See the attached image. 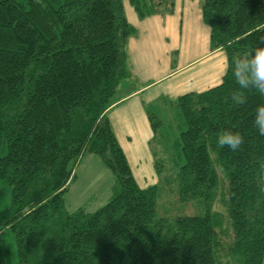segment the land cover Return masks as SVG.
Returning a JSON list of instances; mask_svg holds the SVG:
<instances>
[{
    "label": "trees",
    "instance_id": "obj_1",
    "mask_svg": "<svg viewBox=\"0 0 264 264\" xmlns=\"http://www.w3.org/2000/svg\"><path fill=\"white\" fill-rule=\"evenodd\" d=\"M131 2L145 15L174 0ZM202 14L227 71L179 95L174 167L156 159L159 182L141 186L107 113L133 74L136 26L124 0H0V175L11 190L0 230L14 232L18 264H264V136L253 122L264 100L248 90L247 103L235 104L229 67L264 37V0H203ZM223 130L240 132L243 145L218 148ZM88 152L114 171L113 192L95 210H72L64 193ZM175 183L196 212L158 213L161 188L174 192Z\"/></svg>",
    "mask_w": 264,
    "mask_h": 264
},
{
    "label": "rangeland",
    "instance_id": "obj_2",
    "mask_svg": "<svg viewBox=\"0 0 264 264\" xmlns=\"http://www.w3.org/2000/svg\"><path fill=\"white\" fill-rule=\"evenodd\" d=\"M202 3L203 0H174L172 11H170L171 9L169 10L171 4L167 3L163 10H168V12L154 14L156 15L154 16V19H158L161 21L168 18H173L174 20H176L175 38L172 39L171 37V40H169L168 36L166 39L162 40L165 43L176 41L177 44L175 48L169 50V65L171 68H177L182 63H184V61H187L191 57L196 56L197 54L202 52L205 47L206 49L212 47L211 29L209 24L203 19ZM161 7L163 6L161 5ZM124 8L129 21L136 26V31L129 36L127 41V49L129 54L131 55L134 42L136 43V41H138L137 39L142 37L146 32H149L150 35L157 36V32L153 30V27L161 26L162 22L153 25V18L151 13L141 15L136 9L135 5L131 2V0H124ZM222 52L225 53L228 68L227 51L224 49L222 50ZM212 58L213 56H207L205 59H203L202 62H198L186 69H182V71H179L175 76L165 78V80H159L160 82L157 81L158 83L153 85L151 88H148L146 91L140 92L136 98H131L116 108L117 111L121 112L126 111L127 109L128 111L132 110L136 113L144 112L145 118L148 121L147 124L138 122L140 123V125H133L137 131V136L134 138L135 142L133 145V154L137 153L142 146L141 141L143 140L144 135L141 134V128L145 127L146 125L149 130L151 127V130L154 132V134H156L157 132V138L154 141L155 146L151 143V147L154 149L156 147L157 153H159L157 157L159 165L166 164L165 168L168 166L171 167V165L172 167H174V159L178 152L176 138L179 136L180 131L182 130V125L179 124L180 111L177 103V97L168 96L165 99V97L162 95L163 97L161 96V98H159L161 95L160 92H163L162 90H164L162 89V87H164L163 85L167 83L172 85L180 77L187 76L189 79H194V81H197V76L199 75L201 77V75L204 73V69L202 68V66ZM129 66L131 68L130 61ZM227 68L225 72L227 71ZM222 80L223 77H221L219 81H216L215 84ZM200 81H202V83L204 84H198V86L197 84H195V82H189L185 84H187V88H195L196 90H204L209 86H212L210 85L211 83H205L203 82V80ZM141 83V81H137V85ZM132 86L133 83H131L129 79L122 80L114 97L117 98L121 96ZM155 92H158V94L160 95L157 94L156 97H154L153 95ZM139 103H142L143 108L137 110V106L139 105ZM151 114L154 115L155 121H158L156 124V129L152 124ZM145 132H148L146 127ZM121 139L122 142H129L128 139L124 140L123 135L121 136ZM126 147L131 156V163L133 161H137L138 159H134L132 157L130 148L127 145ZM168 148L169 150H167ZM164 150H166V152ZM5 152L6 144L4 141H0V155ZM88 153H86V155H92L91 153H93V155H96V157L100 158V155L95 152ZM86 157L87 156H85V158ZM178 160L180 162H183V156ZM143 161L144 160L137 161L139 164H132L133 173L139 184L141 186H149L158 183L160 172L157 170L155 162L154 166L153 162L142 166L140 163H142ZM84 165V162H79L76 165L74 171L75 175L71 178L68 189L64 193L66 204L72 210L79 207H84L87 210H95L105 204L110 199L113 192V184H111V174L113 177H115V174L110 167H108L103 162V165H105L104 168H100L98 166L96 167L95 173L88 174L85 171ZM172 172L174 173L175 171L172 170ZM107 173L110 177L109 181L107 180ZM160 191L161 192L158 196L157 205L159 214L170 212L172 213L176 211L193 213L197 211H195V206L191 203V201L189 205L187 203L184 205L183 203L179 202L178 186L176 183L174 185V192L169 189V185L161 188ZM10 201V186L7 180L0 175V209L9 206ZM214 206L220 210L223 209L220 200H217ZM2 244L6 249L8 264H18L15 234L12 230L6 229L2 233L0 230L1 247Z\"/></svg>",
    "mask_w": 264,
    "mask_h": 264
},
{
    "label": "crops",
    "instance_id": "obj_3",
    "mask_svg": "<svg viewBox=\"0 0 264 264\" xmlns=\"http://www.w3.org/2000/svg\"><path fill=\"white\" fill-rule=\"evenodd\" d=\"M173 10V9H172ZM170 10V11H172ZM167 11H155L152 12V21L153 25L156 23L162 22L161 26L153 27V30L157 32V36L150 35L149 32L144 33L142 37L137 39L136 43L134 42L131 55L129 54V61L132 69V76L129 77V81L133 83V86L128 89L124 94L121 96L115 98L114 103L109 107L107 113L111 119L113 128L116 132V135L123 146L125 153L127 155L128 161L131 165L132 164H139L137 161H142L140 163L142 166L147 165L150 162H154L158 157L157 149L155 147H151L154 145V141L157 138V132L154 134V132L147 128V133L145 132V127L141 128V134L144 135L142 142V146L140 150L133 154V145H134V138L137 136V131L133 125H140L138 122H142L143 124H147L148 121L145 118L144 112L136 113L135 111H117V107L126 102L127 100L131 98H136L140 92L146 91L148 88H151L156 83L160 82L161 80H165V78L173 77L175 76L179 71H182V69H186L192 65H195L196 63H200L205 59L207 56H213L211 60H209L206 64L202 66L204 69V73L201 75V77L197 76V81H194V79H189L187 76L180 77L177 79L172 85L167 83L163 85L162 87L163 92L154 93V97L156 95H160L159 98L163 95L166 99L168 96L172 97H179L184 92L187 91H200L196 90L195 88H187L185 83L189 82H195V84H204L205 83H211L210 85L213 86V84L216 83V81H219L221 77H223L225 70L227 68L226 63V57L225 53L222 52L224 50L221 47L214 48L213 46L209 49H205L197 54L196 56L191 57L187 61H184L180 66L177 68H171L169 65V50H172L176 47V41L165 43L162 40L166 39L169 36V40L175 38L176 34V20L173 18H168L166 20H158L154 19L156 13H166ZM135 25V24H134ZM161 27V29H160ZM163 61V62H161ZM148 77V78H147ZM160 80V81H159ZM137 81H141L142 83L137 85ZM158 81V82H157ZM221 82V81H220ZM219 83V82H218ZM210 87V86H209ZM164 93V94H163ZM162 96V97H163ZM173 100V99H172ZM143 103V101H142ZM142 103H139L137 106V110L140 108L142 109ZM136 109V108H135ZM146 113V112H145ZM118 125V126H117ZM118 127V128H117ZM132 134V136H131ZM123 135L124 140H129V142H122L121 136ZM126 145L130 148V153L134 159H138L137 161H133L131 163V156L129 154V151L127 150ZM155 146V145H154ZM89 154V153H88ZM83 155L80 163L84 162V168L86 173L92 174L95 173L96 167L104 168L105 165H103V160L100 156L96 157V155ZM85 156H87L85 158ZM85 158V159H84ZM105 164V163H104ZM133 169V168H132ZM75 175V174H74ZM109 174L107 173V180L109 181ZM115 177L111 174V184H114ZM138 181V180H137Z\"/></svg>",
    "mask_w": 264,
    "mask_h": 264
},
{
    "label": "clouds",
    "instance_id": "obj_4",
    "mask_svg": "<svg viewBox=\"0 0 264 264\" xmlns=\"http://www.w3.org/2000/svg\"><path fill=\"white\" fill-rule=\"evenodd\" d=\"M229 67L239 89L231 94V100L235 104L247 103L248 90H254L264 100V37H260L251 48L232 56ZM253 118L254 127L260 136H264V103H258L253 108ZM216 143L218 148L227 146L236 151L243 145L244 137L238 131L223 130L218 134ZM259 167L261 173H264V161L260 162ZM261 180L264 181V175Z\"/></svg>",
    "mask_w": 264,
    "mask_h": 264
}]
</instances>
